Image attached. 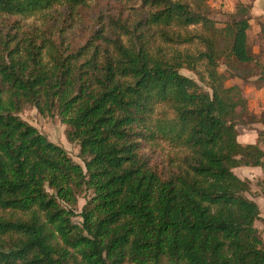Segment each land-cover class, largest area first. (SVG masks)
I'll return each mask as SVG.
<instances>
[{
    "label": "trees",
    "instance_id": "trees-1",
    "mask_svg": "<svg viewBox=\"0 0 264 264\" xmlns=\"http://www.w3.org/2000/svg\"><path fill=\"white\" fill-rule=\"evenodd\" d=\"M96 1L0 0V264H264L259 207L233 173L264 152L238 142L245 102L219 71L255 61L250 8L218 28L208 0H110L83 26ZM24 107L65 117L84 167Z\"/></svg>",
    "mask_w": 264,
    "mask_h": 264
},
{
    "label": "rangeland",
    "instance_id": "rangeland-1",
    "mask_svg": "<svg viewBox=\"0 0 264 264\" xmlns=\"http://www.w3.org/2000/svg\"><path fill=\"white\" fill-rule=\"evenodd\" d=\"M239 4L250 8L248 49L255 61L248 64L231 62L227 67L223 58L219 62V71L228 78L226 86L239 88L245 102L237 108L235 124L238 142L242 145L257 144L264 152V0H208L209 16L218 28H222L232 21L231 17ZM115 6L116 3L113 1L97 0L92 7L81 10L83 26L91 24L103 10L114 13ZM88 35L85 29L81 28L71 38V45L81 46ZM180 73L199 82L198 76L191 71L182 69ZM18 115L49 142L63 148L74 163L84 167L79 158V146L70 144L66 140L67 119L65 117H59L56 114L43 116L32 107H24ZM233 173L241 180H247L250 183V192L246 193L245 197L259 207L260 219L254 223V226L264 241V168L240 167L233 170ZM93 196L92 190L85 189L77 197L76 205L73 207L75 214L72 218L73 224L81 226L80 214Z\"/></svg>",
    "mask_w": 264,
    "mask_h": 264
}]
</instances>
